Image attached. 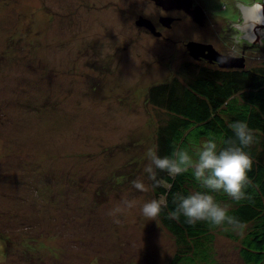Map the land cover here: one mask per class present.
I'll return each instance as SVG.
<instances>
[{
    "label": "rangeland",
    "instance_id": "obj_1",
    "mask_svg": "<svg viewBox=\"0 0 264 264\" xmlns=\"http://www.w3.org/2000/svg\"><path fill=\"white\" fill-rule=\"evenodd\" d=\"M153 10L0 0V264H171L178 241L141 213L159 197L144 167L168 117L148 91L206 65L137 29L136 13ZM248 57L245 67L264 64ZM123 199L135 207L116 211ZM210 251L209 264H246L224 228Z\"/></svg>",
    "mask_w": 264,
    "mask_h": 264
},
{
    "label": "trees",
    "instance_id": "obj_2",
    "mask_svg": "<svg viewBox=\"0 0 264 264\" xmlns=\"http://www.w3.org/2000/svg\"><path fill=\"white\" fill-rule=\"evenodd\" d=\"M181 70V69H180ZM185 78L173 76L170 80L153 84L148 99L164 107L168 117L157 130V149L160 156L170 155L174 146H188V140L202 142L209 133L225 138L233 133L228 125L244 121L254 130L257 142L246 151L253 159L248 173L256 187H248L250 199L232 201L223 192H210L229 214L246 225L241 237L232 233L228 225L215 227L207 222L190 225L181 216L168 218L173 210L174 193L188 195L193 191H210L202 188L191 172L178 175L174 180L164 172L158 175L172 184L168 192V207L160 213L165 227L175 236L180 249L171 264H209L213 261L211 242L214 231L224 228L225 234L240 240V256L246 264H264V64L244 68L225 69L218 66H199L182 69ZM157 195L165 192L155 189Z\"/></svg>",
    "mask_w": 264,
    "mask_h": 264
},
{
    "label": "clouds",
    "instance_id": "obj_3",
    "mask_svg": "<svg viewBox=\"0 0 264 264\" xmlns=\"http://www.w3.org/2000/svg\"><path fill=\"white\" fill-rule=\"evenodd\" d=\"M228 127L233 133L232 137L225 138L209 133L208 138L202 142L190 138L187 147L174 146L170 155L160 156L155 146L148 149V162L144 172L151 182L152 190L163 188L165 192L158 198L143 203V216L149 221H154L162 210L168 207V192L172 184L168 179L160 177L158 171L166 173L171 180L191 172L198 184L210 191H193L188 195L174 193L172 203L175 207L168 212V218L178 220L183 216L190 225L197 222H207L215 227L228 225L242 234L246 225L230 215L228 205L218 202L210 192H223L235 202L250 199L246 189L256 185L248 176L252 170L253 159L246 149L257 142V136L254 130L241 120L230 123ZM132 186L140 192L150 190L149 185L141 178L133 180ZM135 205V201L123 199L121 207L116 211L131 209Z\"/></svg>",
    "mask_w": 264,
    "mask_h": 264
},
{
    "label": "flooded vegetation",
    "instance_id": "obj_4",
    "mask_svg": "<svg viewBox=\"0 0 264 264\" xmlns=\"http://www.w3.org/2000/svg\"><path fill=\"white\" fill-rule=\"evenodd\" d=\"M256 1L261 0H177V4L172 6L159 5L153 0L154 10L137 12L135 23L137 29L145 32L149 38L159 39L165 46L175 47L190 55L189 43L198 42L212 46L222 54L243 56L246 65L250 54L264 53V31L260 39L251 40L243 27V6ZM228 9L235 14L234 17H229L225 12ZM140 17L150 20L153 28L138 25ZM191 58L195 59L193 56ZM193 62L218 66L217 62H210L204 57Z\"/></svg>",
    "mask_w": 264,
    "mask_h": 264
},
{
    "label": "water",
    "instance_id": "obj_5",
    "mask_svg": "<svg viewBox=\"0 0 264 264\" xmlns=\"http://www.w3.org/2000/svg\"><path fill=\"white\" fill-rule=\"evenodd\" d=\"M159 5H176L177 0H155ZM244 13V23L243 27L248 31V36L251 40L260 39V34L264 31V0L256 1L253 4L243 6ZM138 25H147L153 28L150 20L140 17L138 20ZM190 55L195 59L206 58L210 62H217L218 66L225 69L231 68H244L245 58L230 56L222 54L212 46H207L198 42L189 43Z\"/></svg>",
    "mask_w": 264,
    "mask_h": 264
}]
</instances>
